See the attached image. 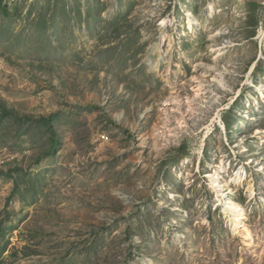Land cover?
<instances>
[{
	"label": "rangeland",
	"instance_id": "374dc122",
	"mask_svg": "<svg viewBox=\"0 0 264 264\" xmlns=\"http://www.w3.org/2000/svg\"><path fill=\"white\" fill-rule=\"evenodd\" d=\"M2 6L0 104L61 141L0 123L3 264H264V5Z\"/></svg>",
	"mask_w": 264,
	"mask_h": 264
},
{
	"label": "trees",
	"instance_id": "16d2710c",
	"mask_svg": "<svg viewBox=\"0 0 264 264\" xmlns=\"http://www.w3.org/2000/svg\"><path fill=\"white\" fill-rule=\"evenodd\" d=\"M3 0H0V9L4 14H7L6 7L2 6ZM250 6H257L255 3H248ZM88 109L94 108L100 110V108L96 106H88ZM60 118L59 111L51 113L47 116L33 117L30 115H22L18 113L13 108H9L4 104H0V123H7L17 126H27L34 127L41 131L46 140V147L39 151L38 155L33 159V164L38 165L43 159L53 157L57 152L58 148L61 145L60 138L56 131V123ZM224 126L226 130H230L231 122L225 120ZM182 151H184L185 147L182 145L180 147ZM23 170L20 167L10 168L7 171H0V178L7 179L13 182V188L6 198V206L13 200V198L21 195V190L19 188L17 177L22 173ZM5 220H9V215L5 216ZM2 222H0V234L3 232ZM8 242L0 241V264H3V255L7 250Z\"/></svg>",
	"mask_w": 264,
	"mask_h": 264
},
{
	"label": "water",
	"instance_id": "95a60500",
	"mask_svg": "<svg viewBox=\"0 0 264 264\" xmlns=\"http://www.w3.org/2000/svg\"><path fill=\"white\" fill-rule=\"evenodd\" d=\"M243 1L248 2V3L260 4V5L264 4V0H243Z\"/></svg>",
	"mask_w": 264,
	"mask_h": 264
},
{
	"label": "bare ground",
	"instance_id": "6f19581e",
	"mask_svg": "<svg viewBox=\"0 0 264 264\" xmlns=\"http://www.w3.org/2000/svg\"><path fill=\"white\" fill-rule=\"evenodd\" d=\"M264 5V4H263Z\"/></svg>",
	"mask_w": 264,
	"mask_h": 264
}]
</instances>
